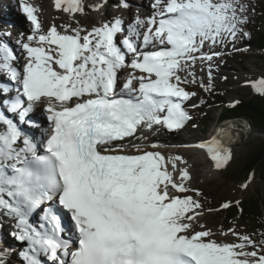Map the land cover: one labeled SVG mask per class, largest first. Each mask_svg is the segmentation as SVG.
<instances>
[{
	"label": "snow or ice",
	"instance_id": "snow-or-ice-1",
	"mask_svg": "<svg viewBox=\"0 0 264 264\" xmlns=\"http://www.w3.org/2000/svg\"><path fill=\"white\" fill-rule=\"evenodd\" d=\"M19 2L30 22L19 56L0 33V229L10 221L17 242L0 249V264H264V233L231 227L216 239L205 218L233 202L206 204L188 160L151 139L185 130L188 106L206 105L186 85L214 93L226 54L216 49L240 51L250 5L154 0L149 17L113 16L89 30L76 18L84 0H55L71 20L44 30L38 8ZM250 83L264 95V78ZM180 147L206 149L217 171L232 159L215 137Z\"/></svg>",
	"mask_w": 264,
	"mask_h": 264
},
{
	"label": "rangeland",
	"instance_id": "rangeland-1",
	"mask_svg": "<svg viewBox=\"0 0 264 264\" xmlns=\"http://www.w3.org/2000/svg\"><path fill=\"white\" fill-rule=\"evenodd\" d=\"M38 1L40 2L41 0H30V2L37 8L39 7L38 4H36ZM106 1L114 2L118 0ZM136 1L137 0H135V3H133V0H130V6L133 4H140L139 1H137V3ZM84 2L86 5V14H77L76 18L79 20L81 27L87 28L89 30L93 26H98V24L101 23L98 20H101L102 17L107 18V16L113 17L120 15V13H115L114 6L107 7L104 15V13L101 11L96 12L91 9L90 5L93 4L91 0H84ZM100 2L101 0L96 1V3ZM245 2L250 5V22L246 25L250 27L255 22H259L261 20L257 17L258 14L255 12L256 2L258 1L245 0ZM50 3L52 4L50 9H44L42 6V8L45 10L44 15L46 13V16L48 15L49 18H54V21L58 19L60 21L61 19V21L63 20L65 23L70 22L71 17L69 14L59 11L55 8V0H50ZM16 8L18 13L21 15L20 6L17 2ZM38 10L39 14L43 11L41 8ZM132 14L133 18L130 19L127 17V21L130 22L132 19L135 20L136 16H134L133 11L131 15ZM51 21H49L50 23L48 26L43 28L44 30H47L53 23L57 25L56 22H53V19ZM5 23L6 22L4 21H0V33H11V36L6 38L9 40L14 39V36L12 35L13 31L11 30L12 27ZM19 32L21 33L20 30ZM236 48L240 49V51L233 50L231 44H229L225 49H216L217 51L223 50L226 54L223 57L216 59V64L219 65V67L218 69L214 68L215 91L213 94L203 91L197 85H186L188 90L196 91L198 94V96L193 98V101L191 102L199 103L200 100L206 101V105L202 106L200 109L192 110L190 106H188V110L193 116V121L188 123V127L192 129L195 137L198 140L207 141L212 139L214 135V131L221 112V109L217 108L213 103L216 96L221 97L219 98V101L225 99L229 105H233L235 100L247 99L251 93H255L250 85L251 81L264 78V50H258L257 48L250 45L246 40V36H243L236 41ZM200 67L201 65L197 66V74L198 76H205L206 79L205 73L202 72L203 74H201L199 71ZM223 77H227L228 79L224 80ZM203 125H208L206 131L203 129ZM182 133L183 132L180 131L174 134L165 132L163 137L178 138L182 136ZM186 133L187 130H185V134ZM186 135L188 136V133ZM262 135L263 132L254 126V132L250 139L244 145L237 146L232 150V159L230 160L226 170L217 171L213 167V164H211L209 161L210 157L206 153L196 154L195 157H191L195 161H197L200 157V159H202V163L197 164L195 167H192L193 169L191 168L190 170L191 172L197 170V176H195L196 178L193 181V187H196L203 192L204 196L206 197V204H210L212 207L219 208L222 202L231 200L234 206L235 201H242L243 198L248 199L255 193L257 188L263 190V184L258 179H254L248 189L241 188L240 185L247 181V179H245L243 175H239V169L246 164L250 155L264 141V137ZM172 147L174 146H171L170 148ZM186 150H188V148H182L179 154ZM164 152H169V154H171L170 151H167V148ZM234 176L242 177L233 179ZM260 196L264 201V193H261ZM235 214L236 213H234L233 207H231L228 210H221L205 218L209 227H211L212 230L217 233V236L215 237L216 239H225L219 235V232L231 227H235L237 231L242 233L255 234L258 238L260 233H264V226L248 224L242 220L243 218H241L240 214L237 216ZM227 239L231 240L233 238L229 237ZM14 263L15 262H13V264Z\"/></svg>",
	"mask_w": 264,
	"mask_h": 264
},
{
	"label": "trees",
	"instance_id": "trees-1",
	"mask_svg": "<svg viewBox=\"0 0 264 264\" xmlns=\"http://www.w3.org/2000/svg\"><path fill=\"white\" fill-rule=\"evenodd\" d=\"M255 12L261 20L253 25L245 26V32L250 35L246 36V40L253 47L264 50V0H256ZM220 96H216L213 103L220 107L219 122L235 116H245L251 120L253 126L257 127L264 133V95L260 93H251L247 99H240V103L229 105L225 99L219 101ZM204 126V125H203ZM208 128L204 126L206 131ZM243 175L245 179L254 174L255 179H258L263 184V190L256 189L255 193L248 199L243 198L240 201V206H232L235 215H241L242 220L251 225L264 226V201L260 196L264 193V141L250 155L246 164L239 169V175ZM242 176H234L233 179H238Z\"/></svg>",
	"mask_w": 264,
	"mask_h": 264
},
{
	"label": "bare ground",
	"instance_id": "bare-ground-1",
	"mask_svg": "<svg viewBox=\"0 0 264 264\" xmlns=\"http://www.w3.org/2000/svg\"><path fill=\"white\" fill-rule=\"evenodd\" d=\"M96 1L97 0H91L92 3H96ZM137 1H136V3H137ZM16 2L19 4V0H0V21H4V22H6L5 24H10V26H14L16 29H21L24 32V31H27L29 29L30 25L28 24L27 18L24 15H22V14L20 15L18 13V10L16 8ZM128 2L131 4L130 1H128ZM36 4H38V6H39L38 9L41 8L43 10L42 11L43 14L40 12V15H39V18L41 20L43 28L48 26L49 23H50L49 21H51L52 19H53V22H56L58 26H60V25L65 23V21L63 22V20L61 21V19H60V21H59V19L54 21V18H49L48 15H47L48 16L47 17L46 13L44 15V12H45L44 9H50L52 7V4L50 3V0H41L40 2L38 1V3H36ZM42 6H43L44 9L42 8ZM152 13H153V9H152L151 5L148 4V9H146L144 11V13L141 15V18L149 17V16L152 15ZM129 14H131V8H124L123 15H120V17H122L125 20V22H126L127 19H125V15H129ZM109 18H111V17L110 16H107V18L105 17L104 21L108 20ZM131 22H133V20ZM51 23H52V21H51ZM98 26H99V24H98ZM22 31H21V33H22ZM21 33L19 31H17L16 34H15L14 39H10V40L7 39L6 37H4L5 42H9L10 46L13 47L14 51L18 55L21 54L22 49L20 48L19 44L16 43V41L20 37ZM19 63H22V60H20ZM203 73L201 72V74H203ZM42 114L43 113H40L39 110H38L37 118L39 119V122H40L41 126L42 127H46V124H44V120H43ZM185 130H187L188 136L186 135L187 133L185 134ZM185 130H181L180 131V132H183V133H182V136L178 137V138L163 137V136L158 135L159 134L158 133L156 136L152 137V140L153 141H160L161 144L177 145L176 148H179V149L175 150L176 148H174L173 152L176 153V154H179L181 152L180 145H182V144L185 145V144H197V143H199V140L195 137L192 129L190 127H188V124L186 125V129ZM262 136L264 137V133H263ZM209 138H211V137H209ZM211 141L212 140H209V141H206V142H211ZM203 153L207 154L206 149H199L198 148V150H196L195 148H190V149L188 148V150L182 151L181 155H183L188 160V163H189V165H191V168H192V167H195L197 164L202 163V159H200L201 158L200 157L197 161H195L191 157H195L196 154H203ZM209 161L211 162V160H209ZM211 164H213V163L211 162ZM196 171H192L191 172L193 177H194V180L196 178L195 176H197V172ZM8 228H11V223L7 219H5L4 220V226H3L2 229H0V237H2V239H0V249H3L5 246H8V248H17V242L13 238H11V236L8 235V233L11 231V230L9 231ZM10 258L12 259V258H16V257L10 256L9 259Z\"/></svg>",
	"mask_w": 264,
	"mask_h": 264
},
{
	"label": "water",
	"instance_id": "water-1",
	"mask_svg": "<svg viewBox=\"0 0 264 264\" xmlns=\"http://www.w3.org/2000/svg\"><path fill=\"white\" fill-rule=\"evenodd\" d=\"M254 126L245 116H235L221 121L214 132V137L219 138L231 151L244 145L253 135Z\"/></svg>",
	"mask_w": 264,
	"mask_h": 264
}]
</instances>
